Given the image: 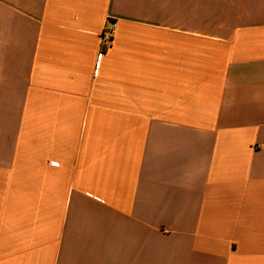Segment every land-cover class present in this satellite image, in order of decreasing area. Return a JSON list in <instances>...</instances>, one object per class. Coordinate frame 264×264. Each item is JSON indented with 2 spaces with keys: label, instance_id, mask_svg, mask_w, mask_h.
Returning <instances> with one entry per match:
<instances>
[{
  "label": "crops",
  "instance_id": "crops-1",
  "mask_svg": "<svg viewBox=\"0 0 264 264\" xmlns=\"http://www.w3.org/2000/svg\"><path fill=\"white\" fill-rule=\"evenodd\" d=\"M0 264H264V0H0Z\"/></svg>",
  "mask_w": 264,
  "mask_h": 264
},
{
  "label": "built area",
  "instance_id": "built-area-1",
  "mask_svg": "<svg viewBox=\"0 0 264 264\" xmlns=\"http://www.w3.org/2000/svg\"><path fill=\"white\" fill-rule=\"evenodd\" d=\"M115 33V23L110 19L107 21L103 33L101 35V44L105 46H110Z\"/></svg>",
  "mask_w": 264,
  "mask_h": 264
}]
</instances>
